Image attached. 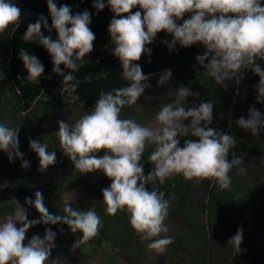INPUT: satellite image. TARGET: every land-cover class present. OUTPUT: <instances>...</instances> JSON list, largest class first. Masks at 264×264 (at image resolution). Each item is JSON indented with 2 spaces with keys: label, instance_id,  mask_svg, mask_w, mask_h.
Returning a JSON list of instances; mask_svg holds the SVG:
<instances>
[{
  "label": "clouds",
  "instance_id": "9594fccd",
  "mask_svg": "<svg viewBox=\"0 0 264 264\" xmlns=\"http://www.w3.org/2000/svg\"><path fill=\"white\" fill-rule=\"evenodd\" d=\"M107 5L114 13L108 27L115 45L113 54L120 60L122 79L128 81L129 86L108 92L101 90L90 112L71 126L59 121L55 134L60 149L76 170L80 173L101 171L112 181L109 187L102 189L106 213L126 212L134 233L142 241H150L149 250L162 255L173 243L171 237H161V233L168 231L165 220L170 204L155 182L163 185L174 175H182L185 180L197 184L204 180L215 181L225 190L231 186L229 173L232 169L236 167L238 174H244L246 169L241 167L242 157H234L231 162L227 159L229 150L236 144L235 138L209 127L213 121V102L193 104L186 110L185 99L193 95L188 87L181 86L175 93V100L160 107L153 126L121 118V110L136 105L145 89L150 87L147 83L150 76L145 75L136 62L150 51L146 45L152 43L159 32L165 31L173 37L168 45L170 50L177 43L184 48L202 44L205 50L196 60L206 69L203 75L219 85L226 87L225 81L233 79L239 83L242 71L251 70L259 77L255 85L257 103L264 102V69L256 63L264 60V6L261 0H107ZM47 7L51 27L41 15L37 22L28 24L23 40L37 42L47 50L53 63L52 71L63 76L66 94L71 102H76L80 100L78 84L70 82L76 79L74 73L83 66L86 55L93 51L96 37L89 27L91 14L85 10L73 15L69 6L57 7L54 0H47ZM93 7L99 12L105 3L95 0ZM137 7L142 11L133 12ZM186 14H190V18L184 19ZM21 17L22 10L14 0H0V33L17 24ZM181 20L182 23H178ZM42 27L49 32L55 29L57 39L45 36ZM19 55L26 80L31 84L39 83L44 73L43 64L27 52ZM62 64L69 70L66 75L60 68ZM197 75L200 77L199 73ZM170 77L171 70H166L158 84H164ZM189 120L186 125L185 121ZM236 123L258 137L264 129V115L250 108L247 118L241 116ZM179 137L197 139H185L181 147ZM18 144L17 130L0 124V151H8L11 147L22 157ZM149 146H154L148 157L154 167L145 175L141 160ZM29 148L37 154L41 170L55 163V152L48 153L47 145L40 140L30 139ZM100 152L104 154L98 156ZM29 166L28 161L21 165L23 168ZM149 184L153 185L151 191L146 187ZM16 204L15 213L0 220V264H48L56 236L50 228H45L43 237L34 235L26 245L24 243L28 230L37 224L63 222L73 233L81 232L73 248H80L99 231L101 221L94 210H73L65 201L66 215L63 218L51 215L39 191L34 201L25 200V204L34 206L39 213L38 220H29L26 208ZM242 241V229H237L228 241L233 255L240 253Z\"/></svg>",
  "mask_w": 264,
  "mask_h": 264
},
{
  "label": "trees",
  "instance_id": "16d2710c",
  "mask_svg": "<svg viewBox=\"0 0 264 264\" xmlns=\"http://www.w3.org/2000/svg\"><path fill=\"white\" fill-rule=\"evenodd\" d=\"M54 2L57 7L69 6L73 15L85 10L91 14L89 27L96 37L93 51L86 55L83 66L74 73L76 79L70 82L78 84L79 101L71 102L67 96L63 76L52 71L53 63L47 50L37 42L23 40L28 24L37 22L41 15L51 27L47 0H14L22 10L21 20L0 33V74L3 77L0 78V124L17 130L19 147L30 159V166L24 170L15 168L7 161L4 166L15 186L19 205L26 208L27 213L38 216L34 206L25 204L26 198L35 200L38 190L30 185L29 180L40 172L39 158L29 148V140H40L47 145L48 153L55 152V164L61 172V177L56 182L58 187L79 186L88 192L102 194V189L109 187L112 181L101 171L80 173L76 170L71 159L60 149L55 133L58 131L59 121H66L71 126L83 114L90 112L99 99L101 90L108 92L129 86V82L122 79L121 62L113 54L115 45L111 42L108 27L114 13L107 5V0H103L105 7L99 12L93 7L95 0ZM261 4L264 6V0H261ZM132 11L142 10L137 7ZM187 18L190 16L184 17ZM178 23H182V20ZM41 30L45 36L57 39L55 29L49 32L42 27ZM172 39L171 34L161 31L152 43L146 45L150 51L145 52L136 63L141 66L145 75L150 76L147 81L150 87L145 89L136 105L125 106L121 110V118H131L141 123L149 115L159 111L163 104L175 100V94L158 95L153 90L166 70H171V76L193 93L185 99L186 110L193 104L213 102V121L209 127L235 138L236 144L229 150L227 159L231 162L234 157H242L241 167L246 172L238 174L234 167L229 173L231 186L225 190H221L215 181L204 180L197 184L195 181L185 180L182 175H174L163 185L156 181L155 186L164 192V198L169 201L167 218L180 221L195 241L203 243V249L198 255L202 264H264V129L260 136L254 137L250 131H245L236 123L241 116L247 118L250 108H255L264 115V102L257 103L255 88L259 77L251 70H243V78L239 83L233 79L225 81L226 87L219 85L214 79L203 75L206 69L196 60V56L205 50L202 44L184 48L177 43L170 50L168 45ZM21 52L36 56L43 64L44 73L39 78V83L31 84L26 80V71L19 55ZM256 63L264 69V60H257ZM60 68L65 75L68 74L69 70L63 64ZM229 109L233 110L234 117L227 121L223 119V115ZM189 123L190 120L185 121L186 125ZM189 138L197 139L179 137L180 146L183 147L185 139ZM153 150L154 146L146 148L141 160L145 175L150 172L148 157ZM0 153L3 157L8 154L7 151ZM103 154L100 152L98 156ZM152 186L146 185L149 191ZM102 201L71 206L78 211L91 208L100 218L97 235L86 244L106 246L113 254L124 258L127 264H137V258L146 256V241H142L131 229L126 212L118 211L115 215H109ZM44 206L51 215L62 218L66 215L64 207L47 203ZM16 208L17 205L0 198V220L8 214H14ZM42 226L44 231L45 228H50L56 234L55 238L61 234L79 238L82 236L81 232L73 233L63 222ZM237 229H242L243 241L240 253L233 255V248L228 245V241ZM34 235L39 234L28 230L25 245ZM165 236L172 238L173 243L168 249L174 254H178V251L188 254L180 241L161 233V237ZM53 251L55 250L52 248L51 253Z\"/></svg>",
  "mask_w": 264,
  "mask_h": 264
},
{
  "label": "rangeland",
  "instance_id": "374dc122",
  "mask_svg": "<svg viewBox=\"0 0 264 264\" xmlns=\"http://www.w3.org/2000/svg\"><path fill=\"white\" fill-rule=\"evenodd\" d=\"M158 82L153 88L154 91L158 92V95L175 94L181 87L178 80L172 76L162 85H159ZM157 113L158 111L152 113L140 124L143 126H153ZM233 117L234 112L231 109L227 110L223 115V119L227 121H230ZM16 151L17 150H13L10 147L7 151V156H4L5 158L3 154L0 153V198L14 205H17L16 202H18V198L13 181L4 166L5 161L21 170H24V168L21 167L23 161H30L28 155L20 149L19 144L18 152L22 153V157L17 156ZM153 167L154 165L149 162L148 170L151 171ZM60 177L61 172L54 163L44 170L40 169L39 175L30 177L29 181L34 189L42 193L43 203L50 205L65 207V201H67L68 205L75 206L84 203H96L103 200V195L101 193H91L83 187H58L56 182L59 181ZM27 214L29 220H38L40 218L38 215ZM17 226L19 227L21 225L17 224ZM165 226L168 231L164 234L171 235L180 241L185 247V250L188 251V254L184 251H178V254H174L167 248V251L160 255L154 250H149L147 245L150 241H146V256L141 259L137 258V264H202L198 255L203 249V243L195 241L188 229L176 219L167 218L165 220ZM29 230L40 236L44 235L42 224H37ZM78 238L79 237H72L66 234H61L58 238H55L53 242V249L55 251L51 253L48 264H53V262H55V264H127L124 258L120 255L113 254L106 246H91L85 243L82 244L80 248H73Z\"/></svg>",
  "mask_w": 264,
  "mask_h": 264
},
{
  "label": "crops",
  "instance_id": "0c3cea01",
  "mask_svg": "<svg viewBox=\"0 0 264 264\" xmlns=\"http://www.w3.org/2000/svg\"><path fill=\"white\" fill-rule=\"evenodd\" d=\"M185 16H190V14H186Z\"/></svg>",
  "mask_w": 264,
  "mask_h": 264
}]
</instances>
